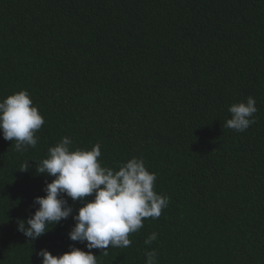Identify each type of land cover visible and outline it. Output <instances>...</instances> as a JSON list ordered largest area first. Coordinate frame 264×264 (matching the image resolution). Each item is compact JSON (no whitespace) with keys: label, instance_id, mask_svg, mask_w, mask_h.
<instances>
[{"label":"trees","instance_id":"1","mask_svg":"<svg viewBox=\"0 0 264 264\" xmlns=\"http://www.w3.org/2000/svg\"><path fill=\"white\" fill-rule=\"evenodd\" d=\"M25 89L45 124L23 153L0 131V264L87 251L68 235L71 198L73 216L37 240L18 231L54 179L36 162L65 136L99 142L106 167L143 157L170 197L129 247L93 249L98 264H146L152 249L157 264H264V0H0V99ZM248 96L257 122L225 127Z\"/></svg>","mask_w":264,"mask_h":264},{"label":"clouds","instance_id":"2","mask_svg":"<svg viewBox=\"0 0 264 264\" xmlns=\"http://www.w3.org/2000/svg\"><path fill=\"white\" fill-rule=\"evenodd\" d=\"M228 111L231 118L224 126L237 132H244L257 122L253 96L232 104ZM44 124V116L26 89L0 99V131L6 141H15L17 152L37 146V132ZM101 155L99 142L91 149L73 150L72 139L65 136L48 149L47 158L36 162L38 173L54 179L46 184V195L34 199L33 206L39 205L34 215L18 221V231L29 241L37 240L49 231L50 225L73 216V206L67 199L71 198L83 206L73 216L75 225L69 238L82 244L87 242V251L70 245V251L59 256L41 249V264H98L93 249L108 255L109 248L129 247L131 234L144 227V220L158 219L168 207L170 197L156 191L157 174L148 169L143 157L133 156L112 168L103 166ZM29 168L25 161L20 171ZM157 238L158 233L152 232L144 243L151 245ZM157 259V250L146 251V264H157Z\"/></svg>","mask_w":264,"mask_h":264}]
</instances>
